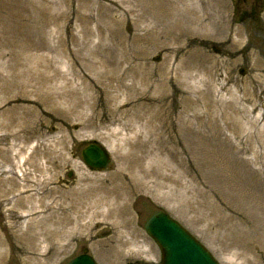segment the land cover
Returning a JSON list of instances; mask_svg holds the SVG:
<instances>
[{
  "label": "rangeland",
  "instance_id": "obj_1",
  "mask_svg": "<svg viewBox=\"0 0 264 264\" xmlns=\"http://www.w3.org/2000/svg\"><path fill=\"white\" fill-rule=\"evenodd\" d=\"M192 1L200 15L218 19L220 30L229 32L235 48L247 46V50L231 57L224 50L232 46L220 44L221 36L215 40L206 31L200 36L210 42L201 49L226 64L210 72L203 68L178 70V75L172 73V86L158 87L150 77L167 73V65L163 56L155 53L150 38L146 45L132 40L135 31L131 24L117 23L116 38L111 40L108 35L98 36L97 24L91 19L65 14L64 0H0V113L29 109L25 112L39 141L30 146L39 144V164L46 170L45 177L51 176L48 170L52 172L51 163L57 161L61 191L76 187L81 175L96 179L115 173L122 148L120 139L108 130H122L120 119L130 123L136 134L143 133V140L152 141L148 132L164 113L157 100L167 94L175 99L173 117L184 130L190 163L183 169L171 164L177 169L176 180L157 179L151 156L144 161L150 176L133 174L136 188L122 203L128 211L126 219L133 221L128 232L138 235L122 259L114 261L106 252L104 242L116 232L109 220L108 229L98 236L101 227L93 226L92 237L88 232L73 239L53 264H68L84 249L98 264H159L160 248L145 230L148 219L159 211L183 225L219 264H248L264 258V72L255 67L264 61V0ZM79 3L82 5V0H74L75 5ZM82 20L90 21L87 27L91 34L82 32ZM140 28L135 35L145 33L143 24ZM116 59L122 61L120 66ZM131 64L137 67V76L127 73L122 83L111 81L119 69ZM89 80L101 89L90 86ZM118 85L116 92L113 87ZM137 97L151 102L143 112H137L138 116L134 111L125 116L117 112L107 123L94 119V129H72V136L65 125L101 113L104 103L115 110L117 104ZM80 100L85 103L79 105ZM19 114L17 111L12 116ZM129 133L122 131L125 138ZM91 142L113 151L105 171H92L82 161L81 152ZM130 237L127 234L126 239ZM139 247L146 249L149 257L128 253ZM53 252L43 249L46 259ZM9 264L22 263L12 256Z\"/></svg>",
  "mask_w": 264,
  "mask_h": 264
},
{
  "label": "bare ground",
  "instance_id": "obj_2",
  "mask_svg": "<svg viewBox=\"0 0 264 264\" xmlns=\"http://www.w3.org/2000/svg\"><path fill=\"white\" fill-rule=\"evenodd\" d=\"M68 1L71 4H68ZM79 1L76 0V3ZM82 2V5L80 3L75 5L74 0H64L67 6L65 14L70 12L69 14L74 13L84 19H91L97 24V34L100 37L104 38L108 35L111 40L115 39V26L119 22L131 24L135 34L136 31L141 30L140 26L144 25L145 33L141 36L134 34L132 40L138 45H146L147 38H150L155 53L163 56L168 72L150 77L151 82L158 87L172 86V82L175 81L172 73L178 75V70L203 68L210 72L221 64H226L218 62L201 49L206 42H210L200 36L206 31H210L215 40L221 36L220 44H229L233 47L224 50V53L231 57L247 50V46L243 49L235 48L236 43L228 35L229 32L220 30L218 19L214 15H200L198 7L192 0L190 2L188 0H82ZM215 5L221 8V4ZM82 21L85 23L82 32L91 34L87 27L90 21ZM123 42L125 43V40L121 41ZM115 64L120 66L122 61L116 59ZM255 67L260 72H264V61L261 64L255 63ZM136 68L133 64L126 68L122 67L119 73L111 77V81L122 83L127 73L137 76ZM83 77L88 80L86 75ZM86 82H89L90 86L99 87L94 81ZM113 89L118 92L120 86ZM175 90L180 93L178 89ZM252 101V99L248 100V102ZM157 102L164 113L159 119V124L151 127L148 132L153 137L152 141L143 140V133L136 134L130 123H123L120 119L122 130H108L111 136L120 139L122 148L115 173L106 178L96 176V179L81 175L76 187L62 191L58 187L60 167L54 164L57 161L51 163L52 172L51 169L48 170L51 176L45 177L46 170L39 164V144L30 146L38 139L34 135L37 132L36 127L31 126L32 120H29L25 112H29V109L25 107L8 111L4 109L0 113V131L3 132L0 135V159L3 160L0 165V217L3 218L0 222V264H9L12 256L22 264H53L65 254L73 239L81 238L88 232V237H92L90 230L93 226L101 227L96 233L98 236L108 229L109 220H112L113 230L116 232L104 242L106 252L114 261L122 259L126 247L132 244V238L138 235L136 231L128 232L133 221L126 219L128 211H125L126 208L122 203L136 188L134 175L150 176L144 164L150 156L153 164L157 166L154 173L157 179L176 180L177 169L175 171L171 166L175 165L176 168L183 169L187 163H190L189 158L186 157L187 151L182 135L184 130L179 128L173 117L176 109L173 95L167 94ZM82 103L85 102L80 100L79 105ZM150 103L146 98L137 97L117 104L115 110L104 103L101 106V113L96 112L84 122H67L65 125L72 136V129H94V119L99 118L102 120L101 123H107L117 112L125 116L131 115L134 111L138 116L137 112H143ZM92 106L94 110L97 109L95 98ZM17 111L21 114L12 116ZM259 122L260 120H256V123ZM229 126L231 127L232 124ZM124 130L130 132V137H124L125 135L122 134ZM107 150L113 153L110 148ZM124 178L127 182H124ZM51 185L55 186L51 187ZM104 207H107V211L103 210ZM127 234L131 236L128 238L130 240L126 239ZM141 248L128 250V253L149 257V252ZM43 249L49 251L54 249L52 257L46 259ZM248 264H264V258L254 259Z\"/></svg>",
  "mask_w": 264,
  "mask_h": 264
},
{
  "label": "water",
  "instance_id": "obj_3",
  "mask_svg": "<svg viewBox=\"0 0 264 264\" xmlns=\"http://www.w3.org/2000/svg\"><path fill=\"white\" fill-rule=\"evenodd\" d=\"M83 159L88 166L97 170L105 169L110 161L105 150L96 144L84 150ZM146 229L161 247L163 264H216L192 236L163 213L152 217ZM71 264L94 263L85 255Z\"/></svg>",
  "mask_w": 264,
  "mask_h": 264
}]
</instances>
